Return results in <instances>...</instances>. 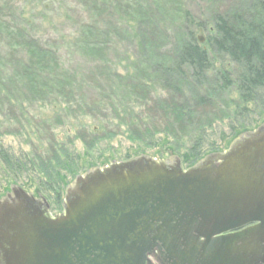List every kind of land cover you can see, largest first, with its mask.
Masks as SVG:
<instances>
[{
    "label": "water",
    "instance_id": "95a60500",
    "mask_svg": "<svg viewBox=\"0 0 264 264\" xmlns=\"http://www.w3.org/2000/svg\"><path fill=\"white\" fill-rule=\"evenodd\" d=\"M162 251L264 261V123L186 170L147 157L90 169L55 216L17 187L0 199V264H150Z\"/></svg>",
    "mask_w": 264,
    "mask_h": 264
},
{
    "label": "trees",
    "instance_id": "16d2710c",
    "mask_svg": "<svg viewBox=\"0 0 264 264\" xmlns=\"http://www.w3.org/2000/svg\"><path fill=\"white\" fill-rule=\"evenodd\" d=\"M88 2L92 8L100 10L99 14H109L110 9L118 8V0ZM131 6L124 9V17L102 24L94 20L99 15L97 10L94 15L85 8L87 12L81 14L82 19L73 32L62 35L58 43L49 44L39 38L26 21L14 25L12 44L6 46L0 40V106L13 105L19 110L18 124L35 135V144H31L35 157L45 155L47 150L43 147L47 146L57 153L53 148L56 138L52 130L59 113L65 117L74 115L81 122L89 117L85 112L89 107L95 112L96 125L91 132L96 139L121 133L132 142H147L158 135L178 142L186 137L195 139V135L209 127L210 123L200 122L197 112L198 107L208 105L206 99L213 93L223 95L225 90L235 87L239 103L248 104L264 89V0L257 1L249 14L211 15L212 32L205 47L195 41L199 27L194 25L188 11L173 9L172 16H178L180 21L172 29L161 24L162 11L153 9L155 4L150 7L138 2ZM167 10L172 13L171 9ZM113 36L122 41L125 37L130 43L123 54L127 59H133L128 56L131 54L148 55L145 69L149 76L140 82V69L135 62L133 70L125 75L116 70L110 74L111 82H107L106 99L91 102L93 99L86 100L85 83L77 74L82 67L73 58L78 54L105 57L111 51L106 38ZM159 36L167 40L166 46L157 47L153 52L160 55L163 52L167 57L156 62V58L149 55ZM211 54L227 58L238 69L234 71L239 72L236 80L230 78V71L219 69L213 78L208 77L215 70ZM14 83L15 89H12ZM156 84L160 91L154 88ZM140 92L146 96H140ZM26 95L30 103L42 102L59 110L51 117L36 114L27 108ZM147 96L150 99H146ZM80 130L86 134L85 125H81ZM81 135L79 137H86ZM13 167L20 169L19 165Z\"/></svg>",
    "mask_w": 264,
    "mask_h": 264
},
{
    "label": "rangeland",
    "instance_id": "374dc122",
    "mask_svg": "<svg viewBox=\"0 0 264 264\" xmlns=\"http://www.w3.org/2000/svg\"><path fill=\"white\" fill-rule=\"evenodd\" d=\"M257 1L259 0H118L117 10L110 9L109 14L106 12L99 14L100 10L92 8L88 0H0V40L6 43V46L12 44L14 25L26 21L25 23L28 22L29 26L35 29L39 38L49 44L58 43V38L62 35L73 32L74 27L82 19L81 14L87 12L85 8L94 15H97V10L99 15L94 17V20L102 24L109 19L124 17L126 6L132 8L131 5L140 2L150 7L155 4L153 9H161V24L172 29L180 21L178 16H172L173 9L188 11L194 20V25L199 27L195 41L205 47L212 32L209 24L211 15L226 13L229 17L232 14H249ZM167 9H171L172 13ZM166 42L165 38L159 36L154 41L150 58H156V62L163 61L167 56L163 52V55L154 53L153 50L157 47H165ZM106 43L111 51L105 57L78 54L73 58V61L82 67L78 68L77 74L85 83L86 100L93 99L91 102L101 98L106 99L109 90L107 85L112 80L110 74L116 70L121 75H125L130 72L129 70H133L135 62V65H139L140 82H144L146 76H149L145 69L148 55L146 57L128 55L133 59H127V55L123 56L130 45L125 37L123 41L115 36L108 37ZM210 60L215 69L208 74L210 79L219 69L230 71L228 72L230 78L236 80L239 72L234 71L238 69L227 58L211 54ZM56 72L58 73V69ZM154 88L160 91L157 84ZM12 89H15V83ZM139 94L146 96L141 92ZM27 97L29 98V95H26L25 99H28ZM146 99L150 97L147 96ZM27 101V108L36 114L42 113L51 117L59 110L45 105L46 103H30L29 99ZM206 103L207 106L198 107L197 117L200 122L210 123L209 127L202 129L195 135V139L186 137L178 142L164 135H158L147 142H132L121 133L114 137L98 136L96 139L91 132L92 127L96 125L94 121L96 118L93 117L95 112L89 107L85 111L89 117L81 122L74 115L65 117L64 114L60 116L58 112L57 122L54 124L56 126L52 130L56 138L53 141L55 145L53 148L57 153L48 150L47 146L43 147L47 150L46 154L36 155L37 158L31 146L35 144L33 142L35 135L18 124L16 118L19 110L12 104V106L8 104L0 106V199L11 193L12 188L17 187L36 200L44 199L49 205V215L55 216L63 211L66 188L76 177L87 173L90 169H101L112 163L147 157L163 161L168 165H174L178 160L180 168L186 170L209 156L225 152L237 137L256 130L264 123V89L259 90L254 101L248 104L239 103L235 87L228 88L223 95L219 92L213 93L212 97H207ZM62 117L65 119L63 120ZM2 121L8 122L2 123ZM81 125H85L86 134L80 130ZM119 131L124 132L122 129ZM80 134L86 137H79ZM14 165H19L20 169H16Z\"/></svg>",
    "mask_w": 264,
    "mask_h": 264
},
{
    "label": "flooded vegetation",
    "instance_id": "af4514ba",
    "mask_svg": "<svg viewBox=\"0 0 264 264\" xmlns=\"http://www.w3.org/2000/svg\"><path fill=\"white\" fill-rule=\"evenodd\" d=\"M237 246H239V244H237ZM150 264H177L175 261H173V259H171V257L169 255H167L166 253L162 252H154L151 256H150ZM250 259L251 256H250ZM190 264H223V263H219V262H202V261H198L195 260ZM256 264H264V261L259 260Z\"/></svg>",
    "mask_w": 264,
    "mask_h": 264
},
{
    "label": "bare ground",
    "instance_id": "6f19581e",
    "mask_svg": "<svg viewBox=\"0 0 264 264\" xmlns=\"http://www.w3.org/2000/svg\"><path fill=\"white\" fill-rule=\"evenodd\" d=\"M35 195H36V193H35ZM43 196V195H42Z\"/></svg>",
    "mask_w": 264,
    "mask_h": 264
}]
</instances>
